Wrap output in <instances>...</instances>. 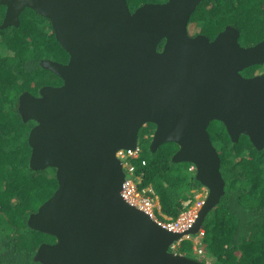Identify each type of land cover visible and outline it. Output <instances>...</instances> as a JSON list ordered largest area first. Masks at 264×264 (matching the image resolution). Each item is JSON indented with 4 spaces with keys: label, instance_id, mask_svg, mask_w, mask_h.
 Listing matches in <instances>:
<instances>
[{
    "label": "water",
    "instance_id": "95a60500",
    "mask_svg": "<svg viewBox=\"0 0 264 264\" xmlns=\"http://www.w3.org/2000/svg\"><path fill=\"white\" fill-rule=\"evenodd\" d=\"M202 0H0V25L19 26L29 7L51 22L68 52L66 63L40 62L63 80L39 94L24 91L18 110L35 122L30 167L55 168L58 187L28 218V226L55 237L39 245L42 264H212L170 250L196 234L225 193L219 153L208 130L221 121L231 140L241 134L264 148V38L239 43L227 25L213 39L191 35L188 22ZM165 39L163 47L160 43ZM155 124L151 151L171 141L172 159L195 165L208 189L195 222L171 231L121 196L125 170L117 152L136 149L140 131Z\"/></svg>",
    "mask_w": 264,
    "mask_h": 264
},
{
    "label": "trees",
    "instance_id": "16d2710c",
    "mask_svg": "<svg viewBox=\"0 0 264 264\" xmlns=\"http://www.w3.org/2000/svg\"><path fill=\"white\" fill-rule=\"evenodd\" d=\"M163 1L127 3L134 11L144 3ZM5 12L6 6L0 4V25ZM19 19V26L0 27V264H42L34 260V254L41 243L54 242L55 237L30 228L28 218L52 196L58 181L55 168L30 167L28 137L35 122L23 120L19 96L24 91L38 94L46 84H62V78L40 62L50 58L66 63L69 54L56 39L48 18L27 7ZM229 24L239 29L243 46L262 40L264 0H202L191 14L188 31L213 39ZM263 65L241 72L252 76L264 70ZM154 129L152 122L142 127L141 156L132 161L137 172H144V185L151 184L159 197L162 213L176 218L187 207L183 202H194V190L203 185L195 170L189 169L192 163L172 159L178 150L175 142L151 151ZM208 130L220 156L225 193L203 223L206 254L216 264H264V148L258 150L245 134L233 142L219 120H213ZM177 251L197 258L191 240H182Z\"/></svg>",
    "mask_w": 264,
    "mask_h": 264
},
{
    "label": "built area",
    "instance_id": "2783aa9c",
    "mask_svg": "<svg viewBox=\"0 0 264 264\" xmlns=\"http://www.w3.org/2000/svg\"><path fill=\"white\" fill-rule=\"evenodd\" d=\"M141 147L138 145L136 149H120L117 152V157L121 161L125 170V180L121 187L122 198L130 205L145 212L150 218L154 219L161 226L174 231L184 232L195 222L199 209L203 205L208 189L201 186L199 190H194V202L190 199L183 202L187 206L176 218L167 216L162 213L159 197L155 193L151 184L144 185V172H137V167L133 163V159L140 158ZM141 163L146 164V160L142 159ZM190 170H196L192 164ZM205 229L202 227L196 234H188L170 245V250L178 252V244L184 240H191L193 243V251L195 256L203 261H208L205 258L204 246Z\"/></svg>",
    "mask_w": 264,
    "mask_h": 264
},
{
    "label": "rangeland",
    "instance_id": "374dc122",
    "mask_svg": "<svg viewBox=\"0 0 264 264\" xmlns=\"http://www.w3.org/2000/svg\"><path fill=\"white\" fill-rule=\"evenodd\" d=\"M264 64V63H263ZM261 69H264V65L261 67ZM264 70H260L259 72H257V73H261V72H263ZM141 132V131H140ZM140 144V143H139ZM199 190V189H198ZM206 254V253H205ZM205 258L208 260V262H210V263H215L214 262V259L212 258V257H210L209 255H205ZM216 264V263H215Z\"/></svg>",
    "mask_w": 264,
    "mask_h": 264
},
{
    "label": "flooded vegetation",
    "instance_id": "af4514ba",
    "mask_svg": "<svg viewBox=\"0 0 264 264\" xmlns=\"http://www.w3.org/2000/svg\"><path fill=\"white\" fill-rule=\"evenodd\" d=\"M194 35H195V34H194ZM45 59H50V58H44V60H45ZM46 85H47V84H46ZM50 85H51V84H50ZM59 85H61V84H59ZM56 86H57V85H56ZM38 94H39V92H38ZM38 94H34V95H38Z\"/></svg>",
    "mask_w": 264,
    "mask_h": 264
},
{
    "label": "clouds",
    "instance_id": "9594fccd",
    "mask_svg": "<svg viewBox=\"0 0 264 264\" xmlns=\"http://www.w3.org/2000/svg\"><path fill=\"white\" fill-rule=\"evenodd\" d=\"M42 60H44V59H42ZM42 60H41V61H42ZM51 60H53V59H51ZM55 61H56V60H55Z\"/></svg>",
    "mask_w": 264,
    "mask_h": 264
}]
</instances>
